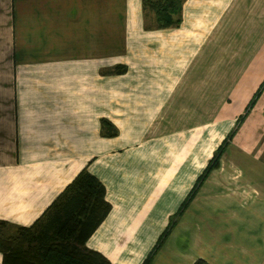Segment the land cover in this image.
<instances>
[{
    "label": "crops",
    "instance_id": "0c3cea01",
    "mask_svg": "<svg viewBox=\"0 0 264 264\" xmlns=\"http://www.w3.org/2000/svg\"><path fill=\"white\" fill-rule=\"evenodd\" d=\"M181 10L0 0V222L30 228L85 170L110 211L84 247L110 264L171 222L148 264H264V0Z\"/></svg>",
    "mask_w": 264,
    "mask_h": 264
},
{
    "label": "trees",
    "instance_id": "16d2710c",
    "mask_svg": "<svg viewBox=\"0 0 264 264\" xmlns=\"http://www.w3.org/2000/svg\"><path fill=\"white\" fill-rule=\"evenodd\" d=\"M182 2L183 0H143V9L154 13L160 27L168 28L180 24ZM121 68L116 70L120 71ZM103 124L106 134H115L112 124L105 120ZM221 151L222 147L206 166L178 213L185 208L202 178L218 164ZM104 196L105 186L94 175L85 170L79 172L74 181L66 186V190L45 212L42 220L30 228H22L31 229L37 226L36 233L27 241L28 249L21 243L5 245L0 241L3 264H110L100 253L84 247L85 241L110 211V204ZM172 225L173 222L166 227L143 264L150 262ZM0 226L7 225L0 222ZM194 264L206 263L199 260Z\"/></svg>",
    "mask_w": 264,
    "mask_h": 264
},
{
    "label": "rangeland",
    "instance_id": "374dc122",
    "mask_svg": "<svg viewBox=\"0 0 264 264\" xmlns=\"http://www.w3.org/2000/svg\"><path fill=\"white\" fill-rule=\"evenodd\" d=\"M36 227H32L31 229H14L8 226H0V241L4 242L5 245H19L21 243L25 249H28L29 245L27 241L36 233Z\"/></svg>",
    "mask_w": 264,
    "mask_h": 264
}]
</instances>
